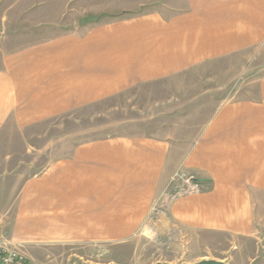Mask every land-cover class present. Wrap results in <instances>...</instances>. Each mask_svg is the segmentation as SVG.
Returning a JSON list of instances; mask_svg holds the SVG:
<instances>
[{"label": "crops", "instance_id": "crops-1", "mask_svg": "<svg viewBox=\"0 0 264 264\" xmlns=\"http://www.w3.org/2000/svg\"><path fill=\"white\" fill-rule=\"evenodd\" d=\"M178 1L136 12L125 6L141 1L77 0L76 29L0 58V231L29 254L130 242L165 207L158 198L179 168L206 189L169 202L166 215L264 247V73L222 99L187 144L42 134L50 120L264 43V0Z\"/></svg>", "mask_w": 264, "mask_h": 264}, {"label": "rangeland", "instance_id": "rangeland-1", "mask_svg": "<svg viewBox=\"0 0 264 264\" xmlns=\"http://www.w3.org/2000/svg\"><path fill=\"white\" fill-rule=\"evenodd\" d=\"M133 11L159 8L170 12L178 0H137ZM77 0H0V58L20 45L76 29ZM76 12V11H75ZM85 23V22H83ZM87 23V22H86ZM264 73V43L246 52L202 64L170 80L132 87L96 106L73 111L46 123L44 137L76 143L111 136L166 135L179 144L195 137L216 105L241 85ZM53 128V129H52ZM165 207L151 212L150 228L122 245H60L44 247L34 256L44 264H193L202 259L235 264H264V247L252 237L242 246L222 234L187 231L166 215ZM173 202V201H172ZM233 241V242H231Z\"/></svg>", "mask_w": 264, "mask_h": 264}, {"label": "built area", "instance_id": "built-area-1", "mask_svg": "<svg viewBox=\"0 0 264 264\" xmlns=\"http://www.w3.org/2000/svg\"><path fill=\"white\" fill-rule=\"evenodd\" d=\"M206 180L197 177L195 174L179 168L175 170L162 190L158 200L163 203L173 201L183 196L196 194L206 189ZM0 215V223L2 221ZM0 264H44L30 258L22 250L21 246L12 242L6 234L0 231Z\"/></svg>", "mask_w": 264, "mask_h": 264}, {"label": "water", "instance_id": "water-1", "mask_svg": "<svg viewBox=\"0 0 264 264\" xmlns=\"http://www.w3.org/2000/svg\"><path fill=\"white\" fill-rule=\"evenodd\" d=\"M153 264H165V263L156 262ZM193 264H227V263H225L222 260H216V259H202Z\"/></svg>", "mask_w": 264, "mask_h": 264}]
</instances>
